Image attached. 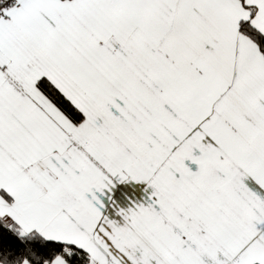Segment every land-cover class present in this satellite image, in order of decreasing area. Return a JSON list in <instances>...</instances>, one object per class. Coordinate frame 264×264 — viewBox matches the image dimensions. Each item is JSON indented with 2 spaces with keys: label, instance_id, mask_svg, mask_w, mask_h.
<instances>
[{
  "label": "snow or ice",
  "instance_id": "obj_1",
  "mask_svg": "<svg viewBox=\"0 0 264 264\" xmlns=\"http://www.w3.org/2000/svg\"><path fill=\"white\" fill-rule=\"evenodd\" d=\"M0 264H264V0H0Z\"/></svg>",
  "mask_w": 264,
  "mask_h": 264
}]
</instances>
